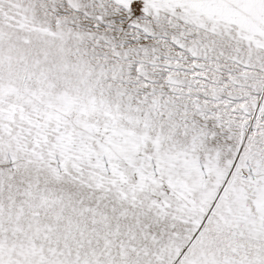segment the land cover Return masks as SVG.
<instances>
[{"label":"snow or ice","instance_id":"1","mask_svg":"<svg viewBox=\"0 0 264 264\" xmlns=\"http://www.w3.org/2000/svg\"><path fill=\"white\" fill-rule=\"evenodd\" d=\"M0 264H264V0H0Z\"/></svg>","mask_w":264,"mask_h":264}]
</instances>
